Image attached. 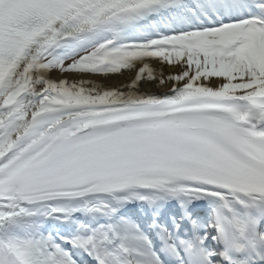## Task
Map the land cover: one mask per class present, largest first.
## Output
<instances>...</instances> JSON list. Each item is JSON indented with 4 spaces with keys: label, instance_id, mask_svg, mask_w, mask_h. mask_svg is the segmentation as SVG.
Here are the masks:
<instances>
[{
    "label": "snow or ice",
    "instance_id": "snow-or-ice-1",
    "mask_svg": "<svg viewBox=\"0 0 264 264\" xmlns=\"http://www.w3.org/2000/svg\"><path fill=\"white\" fill-rule=\"evenodd\" d=\"M0 264H264V0H0Z\"/></svg>",
    "mask_w": 264,
    "mask_h": 264
},
{
    "label": "bare ground",
    "instance_id": "bare-ground-1",
    "mask_svg": "<svg viewBox=\"0 0 264 264\" xmlns=\"http://www.w3.org/2000/svg\"><path fill=\"white\" fill-rule=\"evenodd\" d=\"M153 67H156V68H158L159 67V65L158 64H153L152 65ZM172 71H175V69H171V68H166L165 69V72L167 73V72H172ZM126 80V79H128V77H123V78H113L112 79V81H110V83H118V82H120V80ZM144 91H148V92H154V91H165L166 89H157V88H155V86L154 85H149V86H146V87H144V89H143Z\"/></svg>",
    "mask_w": 264,
    "mask_h": 264
}]
</instances>
